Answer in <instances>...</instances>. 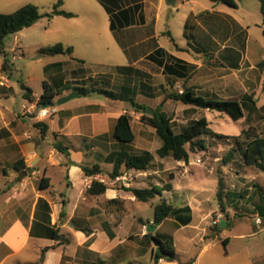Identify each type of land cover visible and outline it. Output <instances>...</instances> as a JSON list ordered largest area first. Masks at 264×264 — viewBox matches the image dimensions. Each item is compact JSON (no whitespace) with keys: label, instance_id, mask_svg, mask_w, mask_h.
Wrapping results in <instances>:
<instances>
[{"label":"crops","instance_id":"crops-1","mask_svg":"<svg viewBox=\"0 0 264 264\" xmlns=\"http://www.w3.org/2000/svg\"><path fill=\"white\" fill-rule=\"evenodd\" d=\"M58 1L34 0L33 3L47 7L45 13H49ZM235 1L237 7L219 0H192L190 5L170 4L167 0H62L61 9L74 13V17H44L13 34V47L5 45V51L12 55L14 77L6 88L0 89V165L7 152L12 151L14 158L24 159L28 176L18 182L22 173L15 169L10 173L2 167L0 264H36L45 247L53 248L46 252L42 264H92L98 259L105 264H155L154 253L159 245L145 238L149 232L144 227L154 224V208L163 201L191 208L192 220L187 225H178L172 217L167 219L175 223L176 231L192 226L195 207L201 210L206 200L199 186H193L187 179L180 181L174 176L172 190L148 202L125 190L164 185L167 183L162 182L165 160L173 159L156 154L162 140L155 128L142 121L143 110L130 101L106 96L102 101L94 97L100 94L83 95L79 89L105 88L153 110L163 103L177 104L176 114L162 107L174 121L179 111L190 113L202 109L166 100L169 93H182L186 88L206 98L253 100L257 104L258 91L264 89V54L258 60L253 59L250 36L252 27L261 23L260 16L248 0ZM17 2L0 0V13L19 9ZM4 7L14 8L3 10ZM262 17L264 22L263 13ZM43 21L44 32H51L56 44L72 47V54L27 57L25 48L33 35L30 30ZM3 61L0 60V68ZM18 79L32 89L36 102L44 91V81L60 92L54 102L73 92L81 97L56 104L49 118L34 119L17 109L20 100H27ZM35 87H40V93ZM124 114L131 117L135 134V140L129 144L132 153L149 151L154 160L147 171L124 168L123 175L110 178L114 168L112 157L125 148L113 136L115 123ZM206 118L211 126V119ZM39 122L48 125L46 135L34 127ZM148 127L161 140L155 149L147 147ZM136 129L143 139L139 143ZM33 136L38 137L28 141ZM29 142H34V146ZM173 160L179 165L185 163ZM31 163L35 165L33 168ZM95 165L100 166L102 173H84L83 167ZM33 170L38 176L29 174ZM43 178L46 188L40 186ZM95 180L108 186L104 194L89 192ZM216 195L214 191L212 196L217 198ZM41 198L50 205V223L46 222L42 209L37 210ZM176 198H183L184 205H176ZM145 207L152 209L150 220L141 214ZM219 208L220 204L210 205L204 210L205 216ZM167 220L153 234H159ZM57 229L69 243L52 239V232ZM225 235L224 229L210 240H220ZM227 238L230 243V237ZM209 245L205 244L203 251ZM161 260L158 264L169 262ZM179 261L198 264V256L190 261L179 258ZM179 261L173 262L179 264ZM254 264H264V259Z\"/></svg>","mask_w":264,"mask_h":264},{"label":"rangeland","instance_id":"rangeland-1","mask_svg":"<svg viewBox=\"0 0 264 264\" xmlns=\"http://www.w3.org/2000/svg\"><path fill=\"white\" fill-rule=\"evenodd\" d=\"M34 0H18L19 6H24L33 3ZM249 6L254 11L258 12L260 21L258 27H252L250 44L252 46V56L254 60H258L264 54V22L261 13V4L258 0H248ZM25 2H27L25 4ZM190 5L191 2H184L177 0L175 5L185 4ZM173 5V6H175ZM38 6V5H37ZM11 8V9H9ZM4 7L3 10H12L14 7ZM41 12L45 13L47 7H40ZM16 11V10H15ZM44 21L41 25L35 26L30 30L33 35L28 39L29 46L25 48L28 58H36L40 56L38 53L42 47H48L56 44L54 36L51 32H44L46 27ZM44 25V26H43ZM4 44L6 47H13L14 35H9ZM9 54V53H8ZM12 61V55L9 54ZM0 60H4V56L0 55ZM0 87L1 88H6ZM40 93V87H35ZM96 99L105 101L104 95H95ZM257 104L254 106V111L250 117V122L247 121L248 110L245 109V117L239 121L232 120L227 114L221 112H209L205 109H197L194 112L184 113L179 111V116L175 118V128L179 130L190 119L200 118L206 116L211 119V128L224 135L223 138H205L207 149L199 151L191 155L189 163L177 164L171 158L165 160V172L162 175V182L170 181V175L178 176L180 181L187 179L193 186H199L202 190V195L205 197L206 204L200 209L195 207L193 213L192 226L176 231L175 223L167 220L159 230V238L163 241L166 236L173 239L175 250L182 261H190L192 258L198 256V264H254L261 259H264V220L257 213L256 205L260 202L261 193L264 191V172L256 167H247L243 164L242 152H239L235 159L230 163L225 164L224 159L229 155L230 150L234 147L235 140L233 137L241 135L244 129L252 126V132L264 136V89L258 91ZM26 100L18 103V111L22 112V104ZM163 109L176 114L179 105H167L163 103ZM147 108H151L147 106ZM154 109V108H153ZM146 114V113H145ZM36 128V126L34 125ZM147 137H149L148 148L155 149L159 140L152 132V128L148 127L146 130ZM139 135V130L136 129ZM0 135H2L0 133ZM38 136H33L28 141H35ZM2 138V136H0ZM143 140L141 136L139 141ZM48 141V140H47ZM161 142V140H160ZM30 146H34V142H29ZM29 146V147H30ZM6 159L0 165V183H2L3 170L10 173L14 172V163L21 158H14V152H7ZM198 160H201L198 163ZM34 163L30 164L33 168ZM38 176V175H37ZM25 179V178H24ZM22 179V180H24ZM222 181L225 190L224 205L225 210L219 208L218 211L209 216H205L204 210H207L210 205L219 207L218 199L212 196L219 190V182ZM175 204L178 206L184 205L183 198H176ZM144 205V204H142ZM141 214L146 219H151L153 216L150 207L142 208ZM260 218L262 224L257 229L256 219ZM217 221V223H215ZM227 222L228 225H223ZM228 226V227H227ZM205 227V231L202 228ZM225 229V233L230 237V243L227 247L223 245L220 240L212 238ZM203 232V233H202ZM251 233H256L252 235ZM205 234H207L205 236ZM171 240H168V243ZM210 244L206 251H203V246ZM166 264H178L177 262H168Z\"/></svg>","mask_w":264,"mask_h":264},{"label":"trees","instance_id":"trees-1","mask_svg":"<svg viewBox=\"0 0 264 264\" xmlns=\"http://www.w3.org/2000/svg\"><path fill=\"white\" fill-rule=\"evenodd\" d=\"M232 7H237L235 0H219ZM261 3V11L264 15V0H259ZM63 2L59 0L54 6L53 10L49 13H42L39 6L28 3L12 13H0V55L4 56V61L2 68L9 73L10 78L14 77V66L10 60L9 54L5 51L4 41L9 35L16 34L26 28L33 26L40 19L48 17L53 18L56 15L64 16L67 18H72L75 16L72 12H67L61 9ZM73 48L70 46H65L62 43H57L52 46L42 47L39 49L38 53L41 55H59V54H72ZM21 88L24 90V97L28 101H35L33 91L30 87H27L21 79H18ZM43 93L38 99L39 105L54 103L55 98L60 94L59 91L49 84L47 81L43 83ZM81 94L88 95L91 93H98L104 95L111 99L116 100H126L132 102L136 108L143 110L142 121L146 124L155 128L157 135L162 140V146L156 151V154L160 158L172 157L177 161H183L189 163L191 155L199 151L207 149L205 143V138H223L221 135L215 132L211 126L210 122L205 116L198 119H191L188 123L179 130L175 128V121L173 116L158 107L154 110L152 115H147L146 106L136 104L133 98H130L122 93H117L112 90H108L101 87H92L90 89H79ZM171 99L174 101H180L186 105L194 106L197 108L208 109L210 111H217L227 114L232 120L239 121L245 117V109L248 110L247 121L250 122V117L254 111V106L256 102L250 100V102H240L234 99H220V98H206L197 95L193 90L186 88L182 93L172 92L166 96V100ZM251 99V98H250ZM36 127L42 130V134L46 135L48 130V125L46 123H36ZM113 136L116 140L123 143L125 148L117 152L112 157V162L114 163L113 171L109 174L110 178H117L123 175V169H133L137 171H147L151 168L154 155L145 151L141 154L132 153L129 148V144L135 140V134L131 127V117L124 114L117 119L113 131ZM235 140L234 147L230 150L229 155L224 159V163L228 164L239 152H242L243 164L247 167H256L264 172V136L258 135L256 132H252V126L248 129H244L239 136L233 137ZM14 169L20 174L28 171L24 159H20L14 163ZM83 171L87 175H95L102 173L99 165L93 167L85 166ZM174 178L170 175V181L162 186H155L150 189H139V188H126L125 190L131 191L135 197L142 201L148 202L152 198L157 196H162L164 191H170L173 188L171 180ZM45 178L41 181V188H46L47 185L44 184ZM108 186L100 181H93L89 192L93 195L104 194ZM217 199L223 210H225L224 199L225 190L222 181L219 182V190L217 192ZM114 202H119V200H114ZM42 209L45 213L46 222L51 221L50 213L51 208L49 203L44 199H39L37 204V210ZM257 213L264 220V191L261 193L260 202L256 205ZM38 215V214H37ZM63 213H61V216ZM174 218L178 225H187L191 222V208L176 207L171 203L163 201L157 204L154 208V224L158 222L163 223L168 218ZM88 232V231H86ZM112 236V235H111ZM145 238L149 241L156 242L159 247L154 253V262L158 264L161 259H165L169 262L179 261L178 255L172 246L170 236H166V240L163 241L159 238L157 234L147 233ZM52 239L59 240L61 244L69 243L60 231L53 230ZM221 242L225 247L229 244V238L222 239ZM53 247H45L42 250L41 257L36 264H42L45 259V254ZM193 262L183 263L179 261V264H192ZM92 264H105L101 259L93 262Z\"/></svg>","mask_w":264,"mask_h":264},{"label":"built area","instance_id":"built-area-1","mask_svg":"<svg viewBox=\"0 0 264 264\" xmlns=\"http://www.w3.org/2000/svg\"><path fill=\"white\" fill-rule=\"evenodd\" d=\"M182 1L189 2L192 0H182ZM10 81H11V78L9 76V73L1 67L0 68V87L8 86ZM54 111H55L54 106L44 107L43 105H39L38 102L36 101L31 102V101L26 100V102L22 104V113L25 116H29V117H32L38 120H44L46 118H49L54 113ZM29 138H31V136H29ZM200 162L201 160H198V163ZM29 174L32 176H36L38 172L36 170H33ZM215 223H217V221ZM256 224L260 226L262 224V220L260 218L256 219ZM147 229H148V226H145L144 230L147 231Z\"/></svg>","mask_w":264,"mask_h":264},{"label":"water","instance_id":"water-1","mask_svg":"<svg viewBox=\"0 0 264 264\" xmlns=\"http://www.w3.org/2000/svg\"><path fill=\"white\" fill-rule=\"evenodd\" d=\"M167 1L170 4H175L177 0H167ZM78 97H81V95L78 92H73V93H70L64 97H61L60 99H58L57 102H54L51 104H44L43 106L44 107L55 106L56 104L57 105H63L65 103H67L68 101H70L74 98H78ZM146 113H147V115H152L154 113V110L152 108H147ZM27 176H28V172H24L17 178V181L20 182L22 179L26 178ZM160 224H161L160 222H158L157 224L151 223L150 225H148V229H147L148 232L153 233ZM222 224H224V223H222Z\"/></svg>","mask_w":264,"mask_h":264}]
</instances>
